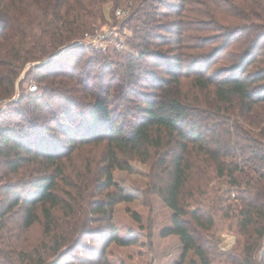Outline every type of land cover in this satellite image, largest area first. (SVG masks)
<instances>
[{
	"label": "trees",
	"instance_id": "trees-1",
	"mask_svg": "<svg viewBox=\"0 0 264 264\" xmlns=\"http://www.w3.org/2000/svg\"><path fill=\"white\" fill-rule=\"evenodd\" d=\"M122 1L0 0V98L13 92L27 62H37L46 78L43 93L29 100V108H15L14 116L25 121L13 122L17 131L0 127V264H86L88 259L80 255L103 257L110 241L130 244L118 236L112 216L114 206L132 196L115 183L113 171H129L132 159L149 163L152 191L172 211L171 226L161 234L178 236L181 260L191 251L198 264H215L212 244L202 236L215 224L214 211L224 210L228 230L242 236L241 242L237 239L239 247L224 257L230 264H259L258 252L264 247V58L258 52L264 34V0H221L226 5L221 13L231 17L229 24L244 20L253 31L241 40L238 51L226 55L232 65L239 63L231 66L237 67L234 74L214 80L181 72V65L175 70L165 64L170 78H159L154 85L161 87L159 93L141 97L135 107L126 104L132 99L129 95L141 94L133 92L138 81L134 66L149 53L147 30L155 25L152 8L161 0H132L129 19L146 24V29L136 34L138 56L129 54L113 81L105 56L88 60L75 73L68 56L77 48L71 42L104 20L105 6ZM185 12L195 17L200 10L191 6ZM254 18L261 21V31L254 32L258 28L251 24ZM227 27L208 31L219 33ZM233 35L227 36L221 50L228 48ZM183 37L176 57L181 64L195 49L189 34ZM62 55L67 61H54ZM251 65L256 69L248 72ZM94 67L103 71L95 88L89 79ZM106 79L110 82L104 88ZM63 100L87 109L88 119L84 127L63 123V143L57 139L51 143L45 135L51 114L34 116V111L50 101L61 105ZM129 110L134 111L129 126L113 116L115 111L125 115ZM196 110L198 122H194ZM73 115L69 113L70 120ZM188 121L189 129L184 128ZM25 123H29L27 131ZM198 127L205 133L194 129ZM34 133H38L35 141ZM12 223L17 233L39 224L48 244L37 252L36 247L20 248L5 240ZM94 239L101 241L99 247H91L89 241ZM261 257L264 262V252Z\"/></svg>",
	"mask_w": 264,
	"mask_h": 264
},
{
	"label": "rangeland",
	"instance_id": "rangeland-1",
	"mask_svg": "<svg viewBox=\"0 0 264 264\" xmlns=\"http://www.w3.org/2000/svg\"><path fill=\"white\" fill-rule=\"evenodd\" d=\"M208 2L209 0H161L154 5L152 11H154V17L156 18L155 25L147 30L149 31L150 29L151 33L148 39L149 53L137 60L134 66V73L138 76V81L132 85V88L133 92L137 91L141 94L129 95L132 99L126 103L127 106L135 107L137 102H140L141 97L147 96L151 98L156 93H159L161 87H154L155 82L159 78H170L169 76L171 74V70L168 71L170 68L166 70L165 64L171 66V69H175L176 65H181V72L211 76L214 80L235 73L234 71L237 67L231 69V66L239 63L234 62L235 65H232L227 60L226 55L232 53L231 51L233 49L234 51H238L241 40L245 36L249 37V32L253 31H250L252 30L251 26L249 28L244 20L232 21L233 23L229 24L231 17L221 13V6H226L221 0H216V3L214 2L213 4H208ZM191 6L192 9L200 10V13L195 17L192 13L185 12V8L186 10H191ZM116 8L127 9V11L123 16L118 17L115 14ZM133 10L132 0H124L120 5L112 6L109 4L105 6L104 20H98L93 25L92 32H88L87 35H83L82 37H77L75 41L73 40L71 42V44H74L76 41H80V43L74 46L77 48L68 55L74 60L70 61V64L76 68L74 73L81 69L88 60L95 61V57L97 58L103 55L106 59L105 66L109 71L108 74L111 75L110 81H113L116 77L115 74H118L123 69L121 64L125 62L126 57L129 54L138 56V50L140 49H135L137 48L135 44L138 43L136 34L139 35L141 31L145 32L146 24L143 25L138 21H134L133 18L129 19ZM209 14L212 16L211 19H209ZM260 23L261 21H258L256 18L251 19V24H257L258 27L254 29V32L263 29L261 27L262 23ZM219 26H228L227 28L229 29H221V31H224L222 34L220 33L221 31L219 33L213 31L212 34L208 31L211 28H219ZM184 31L191 37L189 44L195 47V49L194 53L189 51L190 54L188 53V55L190 56L187 62L181 64L176 61V57L179 56L180 47L178 45L185 39L183 37L185 35L183 33ZM229 34H234L232 40L227 49L221 50V45L228 39L227 36ZM211 39L213 40L209 43ZM66 49H62L59 52ZM260 55L264 58V34L261 38V50L258 52V56ZM62 57L63 55L54 61L59 62L61 59L67 61L68 57ZM158 62L162 64L161 67L156 65ZM36 63H25L18 73L13 92L5 98H0V127L7 126L17 131V127H14L13 122L23 124L25 121L19 116H14L15 108L18 111L29 108V100H34V98L43 93L42 88L44 82H46V78L43 79L44 72H40L35 66ZM89 63L91 64V61ZM261 64L260 62L259 65L256 64L257 68ZM244 65L243 62L242 66ZM94 68L95 70H91V76L89 77L90 84L93 88L101 83L98 81V78L103 72L97 67ZM255 69L256 66L251 65L247 68V71L251 72ZM240 71L238 69L236 72L239 73ZM108 79H106V84L110 82ZM120 81L121 79L119 81L115 80V84ZM108 85L109 83L104 85V88ZM116 90L115 88V92ZM42 100H45V98H42ZM17 102H19V105H16ZM38 102H41V100L39 99ZM114 105L117 106L116 102H114ZM41 112H43V115L51 114L49 121L45 123L46 128H49L45 135L51 138L48 139L51 143H57L54 139H57L59 144L63 143L65 138L61 130L63 123L76 126L83 124L82 126L84 127V121L88 119L87 109L73 106L65 100H63L61 105L50 101L47 107H43L38 112L34 111V116L39 115ZM62 112L63 115H61ZM69 113L75 115V117H73L74 115L70 116L71 120L69 119ZM113 113V116L118 117L120 119L119 122H122L125 126H129L134 122V118L132 117V114H134L133 110L126 111L125 115L117 111ZM237 114L239 116V112ZM198 116L199 111L196 110L194 112V122H198ZM24 126L27 131L29 123H25ZM189 127L190 121L186 123L184 128L189 129ZM194 129H199L205 133L203 127ZM34 134L32 138L35 141L38 133ZM129 164L131 167L129 171L120 169L113 171V180L122 188L125 194L132 196V200L119 201L114 206L112 221L117 228L118 236L123 239H128L131 243L128 245H120L114 241H110L104 251L103 257L95 256L94 258H90L88 256L89 254L80 255V257H86V260L88 259V263L86 264H198L197 257L191 251L181 260L182 245L177 235L171 234L163 236L161 234L166 227L171 226L172 211L162 202L160 196L152 191L149 163L132 159L129 161ZM108 190H113V187H110ZM230 196H234V193L232 192ZM95 197L98 198V196ZM222 205L226 206V203ZM222 212L224 210L220 212L218 210L214 211L215 224L202 237L212 244L210 245V253L214 255L215 264H230L227 261L228 258L224 256L231 252L233 248L239 247L237 239L241 242L242 236L237 235L233 230H228L227 224L229 220L226 216L222 215ZM133 213L138 218L133 216ZM8 228L11 230V233H5L3 238L9 242H14L17 247L18 245L20 248L27 249L36 247L34 251L38 252L42 251L44 245L49 242V237L43 235L42 228L39 224H35L27 231L21 233L15 232L14 223L10 224ZM1 239L2 237L0 236ZM89 242L91 247H99V242L101 241L94 239ZM263 252L264 247L258 252L257 259L259 264H264L261 257ZM222 253L225 254L223 255ZM25 262L26 260L23 259V263Z\"/></svg>",
	"mask_w": 264,
	"mask_h": 264
},
{
	"label": "built area",
	"instance_id": "built-area-1",
	"mask_svg": "<svg viewBox=\"0 0 264 264\" xmlns=\"http://www.w3.org/2000/svg\"><path fill=\"white\" fill-rule=\"evenodd\" d=\"M127 9H120V8H116L115 9V14L118 16V17H121L123 16L125 13H126ZM80 43V41H76L74 44H78Z\"/></svg>",
	"mask_w": 264,
	"mask_h": 264
},
{
	"label": "water",
	"instance_id": "water-1",
	"mask_svg": "<svg viewBox=\"0 0 264 264\" xmlns=\"http://www.w3.org/2000/svg\"><path fill=\"white\" fill-rule=\"evenodd\" d=\"M56 55V54H55Z\"/></svg>",
	"mask_w": 264,
	"mask_h": 264
}]
</instances>
